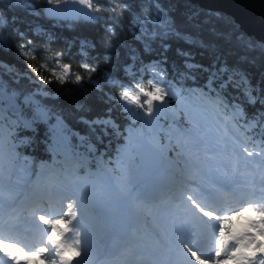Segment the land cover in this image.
<instances>
[{
  "label": "snow or ice",
  "instance_id": "1",
  "mask_svg": "<svg viewBox=\"0 0 264 264\" xmlns=\"http://www.w3.org/2000/svg\"><path fill=\"white\" fill-rule=\"evenodd\" d=\"M112 3L120 4L119 13ZM2 4L3 0H0ZM48 4L56 6L49 12L68 11L60 9L61 0H48ZM74 4L83 6L74 9L77 15H57L54 21L82 20L99 25L110 20L112 24L105 31L111 36L116 35L117 19H122L130 8L121 0H112L111 3L108 0H74ZM20 7L39 15L31 0L10 3L0 15V52H10V40L15 37L18 43L16 55L35 59L32 52L37 49L32 48L33 40L25 41V32L16 26L17 18L7 15L12 8ZM155 7L156 12L150 15H137L135 26L139 29L137 39L143 44L146 55L155 52L154 43H158L161 51L156 53L157 58H150L147 62L133 53L130 57L132 63L120 66L119 78L109 77L106 81L120 88L118 94L111 89L103 92L92 76L98 71L97 65L81 64L88 73L85 81L79 72L72 73L70 64L62 63V58L70 55V50L55 53L56 64L62 69L60 73L55 68L50 69L56 81L61 85H79L80 91L85 90L86 83L92 84L103 93L98 100L107 105L108 118L79 117L90 133H95V126H102L95 143L90 136L81 137L72 132L62 114L54 116L53 110L40 102L38 97L50 95L43 85L53 81L40 74L34 64L26 67L37 74L38 80L27 72H16L13 66L0 60V70L7 69L12 84H19L20 78L24 77L36 85L34 92H25L0 79V254L7 258V264H34L35 261L39 264H86L90 232L84 217L96 211L102 200L114 199L128 207L129 212L157 207L154 193L163 188L166 182L164 173L169 171L167 168L161 171V140L167 142L164 146L167 151L175 153L168 158L169 163L175 161L174 166L182 175L191 173L195 184L187 189V194L181 190L177 196L189 214L179 226L184 237L180 241L181 251L188 264H264V166L245 181V187L251 185L250 191L241 189L236 178L240 160L261 156L264 151V87L253 86L239 68L226 63L217 65L214 62L207 68L192 64L189 62L191 53L180 49H177L178 53L187 58L185 67L207 72V80L197 84L196 76L190 72L170 70L165 55L170 44L165 41L175 37L186 43H199L201 47L207 45L180 33L166 10L158 2ZM105 12L112 15H93ZM238 39L245 47H255L244 42L243 37ZM85 43L81 41L83 55H87L83 52ZM90 47L96 48V45ZM104 60L109 62L112 57L106 55ZM41 67L47 68V65ZM145 75H149L147 84L143 83ZM189 78L192 84L186 85L184 81ZM229 87L240 90L246 98L245 103L253 108L259 105V110L248 115L244 106L231 102L225 92ZM75 107L84 112L91 111L86 92L85 102H78ZM114 111L131 118L130 123L122 127L111 117ZM210 117H214L212 123ZM53 119L55 123H52ZM137 124L139 132L134 127ZM37 142L44 145V151L50 157V165L48 161L41 162V167L51 177L47 181L34 180L33 177H39L40 173L35 164H28L31 157L28 149L34 152L33 145ZM250 144L261 150H250ZM69 164L77 169L92 164L96 172L91 186L78 181L71 185L58 183V176L71 174ZM257 175L259 181L255 178ZM245 196L249 198L244 199ZM55 197L62 202L60 210L45 212L41 203ZM237 197L242 200L239 206H225ZM160 203L169 202L161 200ZM29 209L33 242L25 243L15 222ZM233 220L241 221L242 227L237 229ZM201 239L210 241L212 247L204 250ZM133 246V241L120 239L114 255L119 256L120 248ZM114 264H120V261L117 259ZM145 264L172 262L150 256Z\"/></svg>",
  "mask_w": 264,
  "mask_h": 264
},
{
  "label": "trees",
  "instance_id": "2",
  "mask_svg": "<svg viewBox=\"0 0 264 264\" xmlns=\"http://www.w3.org/2000/svg\"><path fill=\"white\" fill-rule=\"evenodd\" d=\"M19 2L20 0H3V4L0 5V15L4 14L10 3ZM31 2L37 6L36 12L39 15H36L25 7L12 8L11 11L7 12V15L17 18L16 26L25 32V41L28 39L33 40L32 48L37 49L32 52L35 59H32L31 56L27 59L22 56L18 57L16 55L18 43L16 42V38L13 37L10 40L12 50L10 52H0V60L6 65L13 66L16 72H27L34 79L38 80L37 74L32 69L26 67L27 64H34L39 69L40 74L51 79L53 81L51 84L43 85V88L50 95L47 97L41 96L38 99L42 104L53 110L54 116L62 114L65 117L67 128L72 132L79 133L81 137L90 136L93 143L96 141V136L101 134L102 126H95V133H90L88 126L81 123L79 117L84 115L87 119L108 118V113L106 112L107 105L100 103L98 100L103 93L92 84L86 83L85 90L80 91L79 85L72 83L61 85L56 81L50 69L55 68L58 73L62 72V69L56 64L55 53L58 51L68 52L70 50V55L63 57L62 63L70 64L72 73L79 72L85 77V81L87 80L88 73L84 72L81 64L87 62L90 65H97L98 71L93 73L92 76L101 85L103 92H108L111 89L118 94L120 88L106 83L108 78L118 79L119 76L117 73L120 71V66L125 65L126 62L131 64L130 57L133 53L147 62L150 58H157L156 53L161 51L158 43H154L153 48L155 52L151 56L146 55L143 44L137 39L139 29L135 26V17L137 15H150L156 12L155 3L157 2L174 20L175 27L180 33L186 36L190 35L198 42L203 41L207 45V47H201L199 43H186L184 39L175 37L165 41V43L170 44V48L165 53L168 58L167 67L170 70L175 68L179 72H190L196 76L197 84H203L207 80V72H204L200 68L187 69L185 67V60L187 58L178 53L177 49H180L191 53L192 59L189 62L192 64L203 65L207 68L214 62L217 65L226 63L230 67L239 68L253 86L260 85L264 87V44L253 37L247 36L239 29L231 17L221 12L203 9L198 4L189 0H121V3L129 4L130 8L124 13L122 19H117L118 27L115 36H111L105 31V28L112 24L110 20L102 22L99 25L85 23L82 20L62 23L50 21L42 14V10L49 5L48 0H31ZM108 2L111 3L112 0H108ZM112 6L117 9V13L120 12V4L112 3ZM96 14L112 15L108 12ZM238 37H243L244 42H250L255 47H245ZM81 41L86 42L83 45V52L87 53V55L82 54ZM91 44H95L96 48L90 47ZM110 44L111 46L109 47ZM106 55L111 56L112 60L105 62L104 56ZM42 64H46L47 68L41 67ZM0 71L3 73L0 79H3L11 87L25 92H34L36 90V85L30 84L26 78L21 77L19 84H12L11 76L7 69ZM70 78L74 79V75L70 74ZM148 79L149 75H145L143 77V83L147 84ZM237 82H239L238 77ZM38 83L42 84V82ZM184 83L191 85L192 80L189 78ZM65 89H69L70 91H64ZM85 92L87 93V100L91 107V111L88 112L78 110L75 107L76 103L85 102ZM225 92L231 102L244 106L248 115L259 110V105L253 108L245 103L246 98L240 90L229 87L225 89ZM255 94L254 92L253 95ZM111 117L120 123L122 127L127 126L131 120V118H126L116 111L111 113ZM52 123H55L54 119ZM134 127L139 132V124ZM254 131H258V129ZM72 139L74 142H78L75 137H72ZM87 142L85 141V143ZM166 143V141L161 140L159 147L166 158V165L163 167V170L167 168L169 171L164 173L166 182L163 188L159 192L154 193L156 201L158 198L168 199L173 189H176L178 193L182 188L187 189L188 187H182V184L187 183V177H190L189 173L182 175L180 171L176 170L174 166L175 161L171 164L169 163L168 158L173 157L175 153L167 151L166 147H164ZM33 147L35 148L34 152L28 149L31 153L28 164L29 166L35 164L36 171L40 173V176L44 175V181H47L51 177L47 175L46 169L41 167V162L48 161L50 165V157L44 151V145L42 143L37 142ZM249 147L250 150H261L251 144ZM248 162L254 163L253 173L258 172L264 166V151H261V156L246 157L240 160L239 168H249ZM57 163H60V158H57ZM181 165L180 167L182 168V162ZM67 167L72 170L71 174L65 173L58 176L56 178L58 183L71 184L73 181H78L82 185H85L88 183L91 184L94 180L93 174L96 172V168L92 164L86 165L83 169H77L73 164H69ZM37 178L33 177L34 180H37ZM256 178L259 179V176L257 175ZM156 208L152 207L148 210L132 209L126 219L131 236L151 234L143 226L146 222L153 224L155 227L157 226ZM162 208L164 207L162 206ZM86 216L89 219L90 226L97 225L99 232L104 229L108 230L109 225H102L105 222L103 220L107 218L102 208L98 207L96 211ZM101 239L102 237L97 241L100 245L103 244Z\"/></svg>",
  "mask_w": 264,
  "mask_h": 264
},
{
  "label": "rangeland",
  "instance_id": "3",
  "mask_svg": "<svg viewBox=\"0 0 264 264\" xmlns=\"http://www.w3.org/2000/svg\"><path fill=\"white\" fill-rule=\"evenodd\" d=\"M43 14V10H42ZM50 21H54V19L46 18ZM57 22H69L72 20H55ZM213 117H210L209 122L212 123ZM166 164V163H165ZM182 166V165H181ZM249 168L241 169L239 168V175L236 177L237 180L240 182L239 187L244 191H250L251 185L245 187V181L250 180V174L253 173L254 163L248 162ZM162 171V169H161ZM44 176V175H43ZM40 176L37 180L44 181V177ZM190 177L188 178L187 183L182 184V187H195L194 182L191 178V173H189ZM256 178V177H255ZM259 181L258 178H256ZM71 185V184H68ZM91 186V184H85ZM259 187V184H257ZM187 188V189H188ZM185 190V189H184ZM187 194V190L184 191ZM173 197L167 201V204H161L157 202L156 208V219H157V226L152 227L151 223L146 222L143 228H146V231H150L151 234L147 235H138V236H130V232L128 229V225L126 223L127 217L130 215V212L127 210V207L118 203L114 199L105 198L99 204V208H102L105 212V216L107 217L104 219L102 225H109L108 230L104 229L100 232L98 231L97 225L89 224V219L87 216L84 217V222L89 227L90 238H89V253L88 256L85 258L86 264L98 263L102 262V264H109L110 261L115 260L116 256L114 252L117 248V242L120 239L131 240L134 242V246L132 248H120L119 251H123L125 256H134L137 255L140 258L141 263L145 264L144 259L147 257L144 253L141 252V249L146 248L150 252V256H164L168 258L169 256H177L175 259L185 258L181 251V245L179 240L180 234V222L184 221L185 218L187 219L189 214L187 213L184 205L180 203L177 197L173 194ZM178 196V195H177ZM248 199V198H247ZM242 203V202H241ZM240 203V204H241ZM239 204V205H240ZM165 205L164 208L162 206ZM238 205V206H239ZM44 209H48L47 213H56L60 210L62 206V202L59 200L58 197L53 198L52 200H45L40 205ZM90 218V217H89ZM91 220V218H90ZM107 220V221H106ZM109 221V222H108ZM132 221V220H131ZM91 222V221H90ZM17 226L19 223H24L26 228L30 230V224L32 223V217L29 211L23 213L19 220L15 222ZM38 223V222H37ZM138 223V222H137ZM233 225L239 229L242 227V222L239 220H233ZM170 226V227H169ZM32 228V227H31ZM32 230H34L32 228ZM116 230V233L119 235L118 238H114L112 232ZM156 234V235H155ZM101 239L103 242L102 245L98 244V239ZM212 247L209 246L210 249ZM180 250V251H177ZM177 251V253H175ZM2 261L4 264H7V258L3 257L0 254ZM149 258V257H148ZM146 258V260L148 259ZM132 258H127L124 261H120V264L129 263ZM34 264H39V261H35ZM46 264V262H45Z\"/></svg>",
  "mask_w": 264,
  "mask_h": 264
},
{
  "label": "water",
  "instance_id": "4",
  "mask_svg": "<svg viewBox=\"0 0 264 264\" xmlns=\"http://www.w3.org/2000/svg\"><path fill=\"white\" fill-rule=\"evenodd\" d=\"M198 4L201 8L224 13L231 17L247 36L253 37L264 44V0H189ZM55 5H47L43 9V15L46 18L53 19L57 15L75 16V8H80L74 4V0H64L60 4V9H67V12H49V9H55ZM87 11V9H85ZM93 15H98L93 13ZM162 153V151H161ZM160 160V167L165 165V157Z\"/></svg>",
  "mask_w": 264,
  "mask_h": 264
},
{
  "label": "bare ground",
  "instance_id": "5",
  "mask_svg": "<svg viewBox=\"0 0 264 264\" xmlns=\"http://www.w3.org/2000/svg\"><path fill=\"white\" fill-rule=\"evenodd\" d=\"M212 11V10H211ZM182 190L183 191H186L187 189H183L182 188ZM175 195L176 197H177V195H178V191L176 190V189H173V191L170 193V196L168 197V196H166V197H168V201L170 200V198H172L173 196L172 195ZM247 198H249V197H247V196H245L244 197V199H247ZM161 200H164L163 198H158L157 199V202L158 201H161ZM242 202V200L239 198V197H237V198H235V199H233V200H231L230 202H229V204H227V205H225V206H233V207H235V206H238L240 203ZM47 210L48 209H45V212H47ZM185 220H186V218H185ZM18 227H19V235H22V237H25V238H29V239H31L32 241H33V232L32 231H30L29 229H27L26 228V226H25V224L24 223H19V225H18ZM170 227V226H169ZM34 231V230H33ZM112 234H113V237L116 239V238H118V235H117V233H116V230H114L113 232H112ZM8 235V233L7 232H5V236H7ZM182 239H184V237L182 236V235H180L179 236V240H182ZM177 251H180V250H177ZM177 251L175 252V253H177ZM141 252L142 253H149L150 254V252H149V250H144V249H141ZM173 257H175V256H169L168 258H173ZM0 264H4L3 263V261H2V258L0 257ZM92 264H102V262H98V263H92ZM136 264H141L140 262H137Z\"/></svg>",
  "mask_w": 264,
  "mask_h": 264
}]
</instances>
